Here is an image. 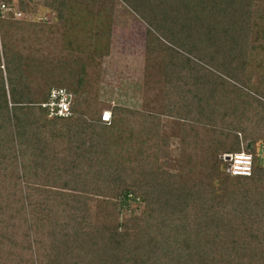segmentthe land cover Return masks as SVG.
I'll use <instances>...</instances> for the list:
<instances>
[{
    "label": "trees",
    "instance_id": "obj_1",
    "mask_svg": "<svg viewBox=\"0 0 264 264\" xmlns=\"http://www.w3.org/2000/svg\"><path fill=\"white\" fill-rule=\"evenodd\" d=\"M114 1L42 0L45 11H30L54 24L0 21V210L26 214L34 236L21 256L0 235V264H264V0H117L146 25L148 59H168L164 115L203 145L180 174L160 169L159 115L114 107L101 122L90 72L109 55ZM51 35L60 60L39 56ZM31 40L38 47L26 49ZM54 88L72 93V117L47 119L40 105ZM241 143L252 172L232 177L220 156ZM40 166L44 182L58 179L47 193L66 201L59 224L46 201L27 214L6 193L13 181L32 191Z\"/></svg>",
    "mask_w": 264,
    "mask_h": 264
},
{
    "label": "rangeland",
    "instance_id": "obj_2",
    "mask_svg": "<svg viewBox=\"0 0 264 264\" xmlns=\"http://www.w3.org/2000/svg\"><path fill=\"white\" fill-rule=\"evenodd\" d=\"M41 7H43L42 0H35L37 11H45ZM113 10L114 17L110 34L109 55L101 60L98 69L92 68L90 72V77H92L93 81V90L91 91L96 92L98 100L102 104L100 119L103 112L111 113L114 107H122L137 112L145 111L159 115L162 125V137L159 146L160 169L164 172L180 174L182 170L196 167L197 162L202 157L203 145L200 141L188 137V131L185 132V124L181 119L167 118L164 115L167 105L166 102L164 103V90L166 87L162 69L164 67L163 61H167V57L160 53L153 62L149 60L145 50L146 25L120 1L115 0L113 2ZM41 14L47 19L46 21H51L50 23L54 24L55 18L53 15L48 16V13L45 12ZM22 37H24V33L15 35L13 38V43L17 48H21L23 45ZM50 38L51 40L46 46L42 43V55L40 54L39 56H44V59L52 57L55 61L60 60L66 54L62 52L64 46H62L61 37L51 35ZM32 46L38 47L31 40V43H27L26 49ZM175 67L178 70L179 66L176 65ZM67 70L64 67L63 71L66 72ZM76 71L79 72L78 68H76ZM43 81L44 79H40L38 75H34L33 87L36 90L39 89L41 85L43 86ZM259 81V79H256L254 83L258 84ZM196 134L203 137L201 129H196ZM241 150L248 152L243 143H241ZM222 156H220L221 161ZM258 156L261 159L262 166H264V147H261ZM27 158L25 159V164L31 170L32 168ZM225 167L226 165L223 167L226 172ZM39 168L38 181L31 185L35 187L32 191L28 193L24 186H18L13 181L10 182V185L6 186V193L10 194V199L12 198L13 202L16 197L20 196L16 200L19 201L21 208L25 209L27 214L30 201L29 206L34 202L33 205H35V209L38 206L36 209L38 211L43 210L46 201V204L48 203L52 209V211L47 212L50 220L53 219L55 220L54 224H56V221L59 224L62 219H58V216L61 215L63 217V213L67 212V209L64 207L66 201L62 204L60 198L58 199L47 193L48 191L56 193L53 190L58 179L53 180L54 178L47 176V182H44L43 178L46 176L41 170L42 167L40 166ZM33 180L35 179L30 177V182H33ZM63 180L69 181V179L65 180L64 178ZM3 187L0 185V190ZM2 209L3 211L0 210L2 211L0 213V235L4 237L7 234L13 235L15 244L18 245L17 252L22 256L26 251L29 252L28 242L34 238L33 235L25 237L28 233L26 226L29 217L21 211L19 212V216H14L13 212L10 213L9 208L3 207ZM8 222L10 224H7ZM7 225L9 226V230Z\"/></svg>",
    "mask_w": 264,
    "mask_h": 264
},
{
    "label": "built area",
    "instance_id": "obj_3",
    "mask_svg": "<svg viewBox=\"0 0 264 264\" xmlns=\"http://www.w3.org/2000/svg\"><path fill=\"white\" fill-rule=\"evenodd\" d=\"M35 5V0H23L24 11L19 9L18 0H12L10 3L0 0V21H27L34 23H42L47 19L39 13L34 15L31 13V7ZM27 13L30 18L27 19ZM36 19V20H35ZM73 95L64 88L51 89L48 99L40 107L46 111L47 119H68L72 117L71 104ZM111 113L103 112L101 114V122L110 123ZM226 165V172L232 177H249L252 172L253 159L251 154L240 151L239 153L223 155L221 157Z\"/></svg>",
    "mask_w": 264,
    "mask_h": 264
}]
</instances>
